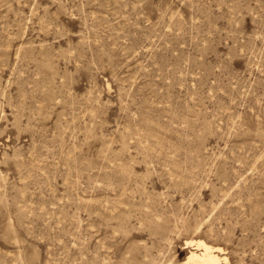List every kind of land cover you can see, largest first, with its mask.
Listing matches in <instances>:
<instances>
[{"label":"rangeland","instance_id":"374dc122","mask_svg":"<svg viewBox=\"0 0 264 264\" xmlns=\"http://www.w3.org/2000/svg\"><path fill=\"white\" fill-rule=\"evenodd\" d=\"M192 240L264 264V0H0V264Z\"/></svg>","mask_w":264,"mask_h":264},{"label":"bare ground","instance_id":"6f19581e","mask_svg":"<svg viewBox=\"0 0 264 264\" xmlns=\"http://www.w3.org/2000/svg\"><path fill=\"white\" fill-rule=\"evenodd\" d=\"M186 244L194 249H191L181 264H228L229 262L222 248L210 245L204 240H192Z\"/></svg>","mask_w":264,"mask_h":264}]
</instances>
